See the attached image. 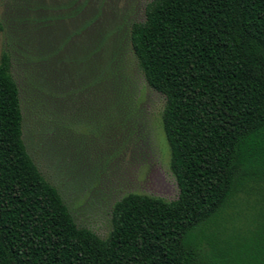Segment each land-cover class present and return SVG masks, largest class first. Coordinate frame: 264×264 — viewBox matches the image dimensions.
<instances>
[{"label":"trees","instance_id":"1","mask_svg":"<svg viewBox=\"0 0 264 264\" xmlns=\"http://www.w3.org/2000/svg\"><path fill=\"white\" fill-rule=\"evenodd\" d=\"M130 43L165 96L178 197L126 194L106 238L78 226L27 150L5 49L0 264H264V0H151Z\"/></svg>","mask_w":264,"mask_h":264},{"label":"rangeland","instance_id":"2","mask_svg":"<svg viewBox=\"0 0 264 264\" xmlns=\"http://www.w3.org/2000/svg\"><path fill=\"white\" fill-rule=\"evenodd\" d=\"M150 1L0 0V56L12 53L27 150L77 225L101 238L126 194L178 197L165 96L130 43Z\"/></svg>","mask_w":264,"mask_h":264}]
</instances>
